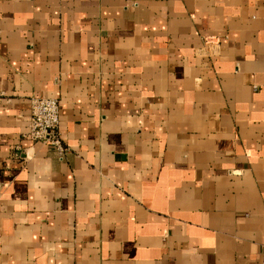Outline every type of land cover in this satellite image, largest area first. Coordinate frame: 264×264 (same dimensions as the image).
Returning <instances> with one entry per match:
<instances>
[{"label": "crops", "instance_id": "crops-1", "mask_svg": "<svg viewBox=\"0 0 264 264\" xmlns=\"http://www.w3.org/2000/svg\"><path fill=\"white\" fill-rule=\"evenodd\" d=\"M60 105L58 155L28 137ZM264 0H0V264H260Z\"/></svg>", "mask_w": 264, "mask_h": 264}, {"label": "built area", "instance_id": "built-area-1", "mask_svg": "<svg viewBox=\"0 0 264 264\" xmlns=\"http://www.w3.org/2000/svg\"><path fill=\"white\" fill-rule=\"evenodd\" d=\"M60 105L55 98H32L29 107L27 137L35 143L50 145L58 155L66 152L58 133ZM261 262L264 264V242L260 245Z\"/></svg>", "mask_w": 264, "mask_h": 264}]
</instances>
